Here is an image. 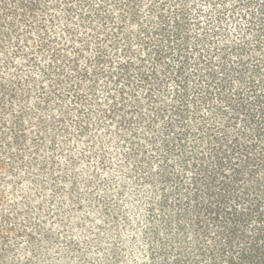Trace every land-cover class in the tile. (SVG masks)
<instances>
[{
	"label": "trees",
	"instance_id": "1",
	"mask_svg": "<svg viewBox=\"0 0 264 264\" xmlns=\"http://www.w3.org/2000/svg\"><path fill=\"white\" fill-rule=\"evenodd\" d=\"M0 264H264V0H0Z\"/></svg>",
	"mask_w": 264,
	"mask_h": 264
}]
</instances>
